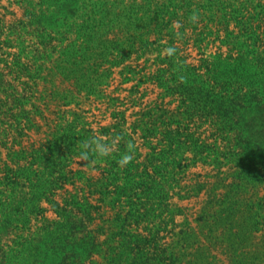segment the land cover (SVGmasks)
<instances>
[{
    "label": "trees",
    "instance_id": "16d2710c",
    "mask_svg": "<svg viewBox=\"0 0 264 264\" xmlns=\"http://www.w3.org/2000/svg\"><path fill=\"white\" fill-rule=\"evenodd\" d=\"M183 1L158 0L154 3L150 0L141 6L136 0L127 20L128 26L148 31L112 42L113 51L89 55L85 71L88 74L99 71L100 61L106 55L119 57L116 64L121 65L134 54L135 60H140L155 50L160 52L159 57L151 67L146 65L140 69L146 79L140 84L154 81L165 90V95H180L179 108L190 100L204 108L219 109L229 118L233 114L239 117L245 112L264 109L263 0H206L195 8L192 0ZM193 12L198 14L195 22L190 19ZM178 18H184L180 25L183 34H186L187 25L198 30L200 49L205 44L208 50L220 41L221 48L227 46L228 52L209 54L200 63H194L185 53L188 44L184 43L185 48H182L172 37L167 45L175 51L162 57L159 48L166 44L161 33L167 28L175 31ZM154 23L159 33L152 39ZM224 28L226 35L222 38ZM6 46L12 47L9 41L0 38V54L6 55L0 58V129L7 135L2 143L6 153L0 147V229L5 227L11 235L6 242L7 249L1 245L0 264H18L12 257H23L25 264H183L182 256L191 255L188 252L193 245L190 239H196L197 235L182 231L183 235L172 244H157L162 228L150 227L149 223L162 217L163 211L162 215L157 211L169 206V181L181 180L182 170L188 166L183 164L192 141L188 116L184 120L181 111H171L164 130L159 132L162 138H158L157 143L150 142L152 152L148 160L138 162L140 149L121 123L103 127L104 139L94 134L92 128H86V122L71 121L62 113L50 112L49 106L48 113L55 114L56 118L44 115L37 104L41 94L38 81L41 66L33 57L24 61L23 52L4 50ZM85 77L86 73L81 75ZM48 91L45 89V94H54ZM61 97L65 99L66 96ZM64 103L70 101L65 99ZM37 114L47 122L46 140L27 146L25 138L30 132L34 128L42 129ZM229 123L220 128H226ZM156 135L155 128H147V138ZM96 140L110 145L112 152L99 156L95 151ZM84 141L92 143V150L82 165L98 171L91 177L86 169H75L71 164L74 155L81 157ZM161 144L164 147H160ZM195 145L196 156L202 155L208 147L197 150L198 144ZM124 154H131L132 159L121 165L119 160ZM94 163H104V166ZM252 165L248 161L237 173L236 186L244 189L251 183L257 185V181L244 176ZM259 174L263 175V170H259ZM78 182L85 185L80 188ZM68 185L73 189L67 188ZM60 191L64 192L61 196ZM44 202L50 208L43 206ZM263 203L261 198L260 208L264 207ZM211 207L210 201L198 217L205 225L224 219L211 214ZM49 210H53L57 218L44 216ZM40 214H43L41 225L33 230V219ZM201 251L203 248L193 254L195 259L185 264H217V257L209 247Z\"/></svg>",
    "mask_w": 264,
    "mask_h": 264
},
{
    "label": "rangeland",
    "instance_id": "374dc122",
    "mask_svg": "<svg viewBox=\"0 0 264 264\" xmlns=\"http://www.w3.org/2000/svg\"><path fill=\"white\" fill-rule=\"evenodd\" d=\"M135 1L0 0V38L9 41L12 46H6L4 50L23 52L24 61L33 57V61L41 66L42 72L38 78L41 94L37 104L44 115L53 119L56 113H62L71 121L79 119V122L87 123L86 128H92L94 134L104 139L106 137L101 135L103 127L121 123L126 133L133 135L140 149L138 162L148 160L152 152L150 142L157 143L158 138H162L159 132L164 130L171 111H181L184 120L188 116L192 141L183 161L188 166L182 170L181 180L169 181V206H162L163 209L157 211L158 214L163 211L162 217L149 223L150 227L162 228L156 243L172 244L179 235H183L182 231H192L198 237L190 239L193 245L188 252L191 255L182 256L185 262L195 259L193 254L201 248L205 251L209 247L210 252L217 257V264H264V207L260 208L258 204L261 198L264 202V109L245 112L239 117L233 114L232 121L231 117H224L219 109L204 108L190 100L179 108L180 95H165V90L154 81L140 84L146 80L140 69L146 65L151 67L159 57L160 52L155 50L140 60H135L134 54L131 60L121 65L116 64L119 57L106 55L105 59L99 60L102 63L99 71L93 74L85 71L89 55L113 51V43L148 31L128 26L127 20ZM148 1L137 0L141 6ZM151 1L155 3L158 0ZM192 2L195 8L206 0ZM20 19L22 22L19 23ZM181 22H184V18H178L175 31L167 28L161 33L162 41L166 44L159 48L162 57L168 54L167 44L172 37L182 48H185L184 43L188 44L185 53L191 56L189 61L194 63H200L209 54L228 52L227 46L221 48L220 41L212 44L208 50H205V44L200 49L197 43L198 30L187 25L186 34H183ZM261 25V51H264V13ZM152 28V39H155L159 33L157 24L154 23ZM225 35L224 28L222 38ZM5 56L0 54V58ZM152 68L155 71L157 67L154 65ZM84 73L87 74L85 79L81 78ZM126 78L129 81H125ZM86 80L91 83L85 84ZM45 89H49V94H54H45ZM67 89L72 92H67ZM61 96H66L65 99L70 103L65 104ZM47 106L55 114L50 115ZM28 108L32 109L30 105ZM36 117L42 129L38 131L34 128L30 132V136L25 138L27 146L35 141L46 140L47 122L39 114ZM227 123L226 128H220ZM173 126L176 127L175 124ZM148 127L156 129V137L145 136ZM6 139L5 130L0 129V147L4 153L6 149L2 143ZM192 142L198 144L197 150L208 147L202 155L196 156V143ZM159 146L164 147L163 144ZM72 161L75 169H86L89 177L98 174L96 169L89 170L87 165H82L86 160L81 157L74 155ZM248 161L253 165L249 166L244 176L259 184L251 183L243 189L236 186L235 183L239 182L236 175L244 165H248ZM95 164L104 166V163ZM259 170H263V175L259 174ZM78 185L82 188L85 184L78 182ZM67 188L73 189V186L68 185ZM59 193L60 196L64 194L62 191ZM210 201L211 214L224 218L219 220L222 223L211 221L205 225L204 221L198 219ZM43 206L50 208L47 202ZM171 211L174 212L172 216L169 215ZM36 216L33 230L41 225L43 214ZM44 216L57 218L53 210L44 212ZM10 235L5 227L0 229V248L4 244V249H7L6 242H9ZM12 260L25 264L23 257H12Z\"/></svg>",
    "mask_w": 264,
    "mask_h": 264
},
{
    "label": "clouds",
    "instance_id": "9594fccd",
    "mask_svg": "<svg viewBox=\"0 0 264 264\" xmlns=\"http://www.w3.org/2000/svg\"><path fill=\"white\" fill-rule=\"evenodd\" d=\"M190 19L195 22L198 19V14L196 12H193L190 16ZM169 55L173 54L175 49L172 47H169L166 49ZM82 151H81V158L84 160H87L89 158V152L92 150V143L90 141H84L81 145ZM112 147L108 144H105L99 140H96L95 142V151L98 153L99 156H107L112 152ZM132 156L131 154H124L122 158L119 160V163L121 165H124L131 161Z\"/></svg>",
    "mask_w": 264,
    "mask_h": 264
}]
</instances>
